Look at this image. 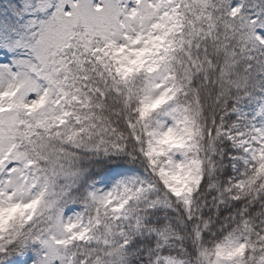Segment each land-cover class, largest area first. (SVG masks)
<instances>
[{"label":"snow or ice","instance_id":"snow-or-ice-1","mask_svg":"<svg viewBox=\"0 0 264 264\" xmlns=\"http://www.w3.org/2000/svg\"><path fill=\"white\" fill-rule=\"evenodd\" d=\"M264 264V0L0 3V264Z\"/></svg>","mask_w":264,"mask_h":264},{"label":"rangeland","instance_id":"rangeland-1","mask_svg":"<svg viewBox=\"0 0 264 264\" xmlns=\"http://www.w3.org/2000/svg\"><path fill=\"white\" fill-rule=\"evenodd\" d=\"M35 258H36L35 253L29 252L26 257L21 259L26 261V264H33Z\"/></svg>","mask_w":264,"mask_h":264},{"label":"trees","instance_id":"trees-1","mask_svg":"<svg viewBox=\"0 0 264 264\" xmlns=\"http://www.w3.org/2000/svg\"><path fill=\"white\" fill-rule=\"evenodd\" d=\"M0 3H3V0H0ZM29 252L35 253V252H33V251H29Z\"/></svg>","mask_w":264,"mask_h":264}]
</instances>
